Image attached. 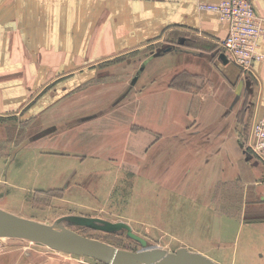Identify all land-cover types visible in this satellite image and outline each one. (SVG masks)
<instances>
[{"label": "rangeland", "instance_id": "374dc122", "mask_svg": "<svg viewBox=\"0 0 264 264\" xmlns=\"http://www.w3.org/2000/svg\"><path fill=\"white\" fill-rule=\"evenodd\" d=\"M194 40L143 48L141 55L122 60L120 75L103 77L87 93L80 87L68 94L58 88L53 97L48 90L32 93L42 100L41 113L31 107L0 113V210L133 252L142 245L126 231L95 230L67 217L125 222L149 247L168 253L186 249L217 264H264V203L252 173L245 185L219 171L222 165L209 170L203 161L214 157L194 148L193 124L171 123L168 138L151 134L155 119L146 117L147 107L156 102L157 88L193 91V73L175 70L192 58L183 51L194 52ZM168 48L173 52L158 59ZM25 81L33 88L32 78ZM66 99L70 105L61 102ZM52 101L59 103L51 108ZM149 111L156 116L163 109ZM169 113L179 116L174 108ZM186 131V139L177 137ZM248 154L264 170V161ZM32 250L54 251L7 238L0 244V264L13 251L18 258Z\"/></svg>", "mask_w": 264, "mask_h": 264}, {"label": "crops", "instance_id": "0c3cea01", "mask_svg": "<svg viewBox=\"0 0 264 264\" xmlns=\"http://www.w3.org/2000/svg\"><path fill=\"white\" fill-rule=\"evenodd\" d=\"M220 1L0 0V113L27 107L41 113L42 100L34 99L32 93L48 90L53 97L58 88H66L68 94L79 87L87 93L103 77L107 81V75H120L122 60L141 55L143 48L175 41L189 44L195 39L196 45L190 47L195 51H183L192 58L180 61L175 70L193 73V91L153 85L157 98L149 102L146 116L155 119L151 134L154 139L155 135L168 138L171 123L193 124L194 148L214 157L203 164L213 167L209 170L222 165L219 171L240 178L245 185L252 173L262 198L259 204L264 203V170L252 163L245 143L251 141L254 126L264 114V63H255L243 73L237 65L221 61L227 26L217 13L198 5ZM251 2L264 23V0ZM259 49L264 51L263 43ZM171 52L172 48L164 50L158 59ZM109 61L116 65L107 68ZM29 77L33 88L25 81ZM49 85L54 87L46 89ZM61 102L70 105L67 99ZM58 103L52 101L50 107ZM149 108L163 111L154 116ZM171 108L178 110V118L169 115ZM12 253L2 264H85L76 255L57 251L32 250L18 258Z\"/></svg>", "mask_w": 264, "mask_h": 264}, {"label": "water", "instance_id": "95a60500", "mask_svg": "<svg viewBox=\"0 0 264 264\" xmlns=\"http://www.w3.org/2000/svg\"><path fill=\"white\" fill-rule=\"evenodd\" d=\"M220 59L224 64L229 62L223 54ZM67 219L76 225L104 232L126 231L128 237L142 245V250L133 252L119 249L74 230L29 220L3 210H0V244L7 238L24 239L57 252L92 258L104 264H217L205 255L186 249L168 253L159 248H151L125 222L113 223L82 216H69Z\"/></svg>", "mask_w": 264, "mask_h": 264}, {"label": "built area", "instance_id": "2783aa9c", "mask_svg": "<svg viewBox=\"0 0 264 264\" xmlns=\"http://www.w3.org/2000/svg\"><path fill=\"white\" fill-rule=\"evenodd\" d=\"M199 8L217 13L227 26V36L221 42L223 55L237 65L243 73L253 69L255 63H264V23L251 0H221L218 3L200 2ZM250 150L264 161V114L256 122Z\"/></svg>", "mask_w": 264, "mask_h": 264}]
</instances>
